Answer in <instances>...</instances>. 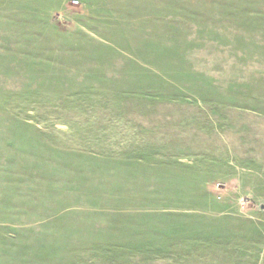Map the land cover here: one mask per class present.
Listing matches in <instances>:
<instances>
[{"label": "rangeland", "instance_id": "rangeland-1", "mask_svg": "<svg viewBox=\"0 0 264 264\" xmlns=\"http://www.w3.org/2000/svg\"><path fill=\"white\" fill-rule=\"evenodd\" d=\"M0 264H264V0H0Z\"/></svg>", "mask_w": 264, "mask_h": 264}, {"label": "built area", "instance_id": "built-area-1", "mask_svg": "<svg viewBox=\"0 0 264 264\" xmlns=\"http://www.w3.org/2000/svg\"><path fill=\"white\" fill-rule=\"evenodd\" d=\"M77 4V3H76Z\"/></svg>", "mask_w": 264, "mask_h": 264}]
</instances>
